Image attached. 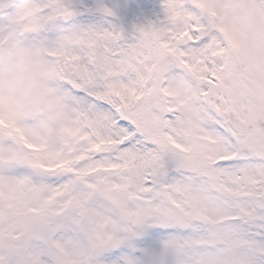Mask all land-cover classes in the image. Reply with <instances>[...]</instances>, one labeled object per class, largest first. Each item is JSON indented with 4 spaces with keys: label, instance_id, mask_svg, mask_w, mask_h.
<instances>
[{
    "label": "snow or ice",
    "instance_id": "6c2138e0",
    "mask_svg": "<svg viewBox=\"0 0 264 264\" xmlns=\"http://www.w3.org/2000/svg\"><path fill=\"white\" fill-rule=\"evenodd\" d=\"M0 264H264V0H0Z\"/></svg>",
    "mask_w": 264,
    "mask_h": 264
}]
</instances>
